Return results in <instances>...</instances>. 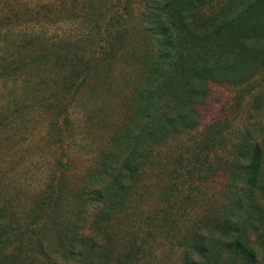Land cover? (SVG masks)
I'll return each instance as SVG.
<instances>
[{
	"label": "rangeland",
	"instance_id": "374dc122",
	"mask_svg": "<svg viewBox=\"0 0 264 264\" xmlns=\"http://www.w3.org/2000/svg\"><path fill=\"white\" fill-rule=\"evenodd\" d=\"M159 2L124 0L122 8L138 13ZM119 8L117 0H0V66L12 67L8 76L0 74V117H6L0 123V257L10 252L17 264H75L77 235L102 233L107 264H200L194 238L237 213L233 198L245 186L253 147L264 151V72L243 96L211 89L199 129L166 122L168 140L126 184L127 199L93 230L94 211L80 198L92 180L98 184L105 155L120 145L118 169L122 142L126 150L133 146L131 120L154 76L157 38L140 19L112 33L106 20L85 81L66 99L68 118L49 110L61 83L60 61L38 72L25 60L75 51L91 35L87 26ZM257 51L250 47L247 56ZM215 125L222 134L207 149ZM256 197L264 204V160ZM258 260L264 264V250Z\"/></svg>",
	"mask_w": 264,
	"mask_h": 264
},
{
	"label": "trees",
	"instance_id": "16d2710c",
	"mask_svg": "<svg viewBox=\"0 0 264 264\" xmlns=\"http://www.w3.org/2000/svg\"><path fill=\"white\" fill-rule=\"evenodd\" d=\"M122 1L117 0L121 8L108 19L95 20L91 27L87 26L91 35L75 46V51L55 55L45 51L53 59L41 53L30 56L28 62L25 60L29 69L38 72L44 68L43 64L60 61L61 83L53 93L56 100L49 105V110L59 119L68 113L66 99L85 81L84 75L104 38L101 36L106 20V27H113L107 28L108 33H112L140 19L157 38L159 56L154 76L140 91L139 109L131 120L129 132L137 129L133 146L126 150L122 142V162L118 169L120 145L105 155L98 184L92 180L90 189L84 190L80 198L83 208L94 211L93 230L111 217L116 205L127 199L126 184L135 181L149 165L154 148L168 140L166 122L188 130L199 129L203 126L201 114L211 98V89L232 88L243 96L255 90L258 83L255 78L264 72V10L261 11L264 0H160L158 8H146L138 13L128 6L122 8ZM250 47L258 48L251 58L247 56ZM11 71L9 63L0 66L2 77ZM4 118L0 117V123ZM208 129L206 148L210 149L223 128L215 125ZM263 160V148L255 144L245 186L240 198H233L237 213L221 228V224L207 225L205 228L213 229L201 238H194L200 264H260L258 253L264 250V204L257 199L256 189ZM99 235L102 233L85 239L77 235L74 250L79 254L75 264L108 263ZM87 246L90 256L84 260L81 256L87 254ZM6 254L0 257V264H17L16 256Z\"/></svg>",
	"mask_w": 264,
	"mask_h": 264
}]
</instances>
